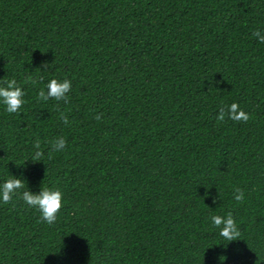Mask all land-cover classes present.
I'll list each match as a JSON object with an SVG mask.
<instances>
[{
  "label": "trees",
  "instance_id": "trees-1",
  "mask_svg": "<svg viewBox=\"0 0 264 264\" xmlns=\"http://www.w3.org/2000/svg\"><path fill=\"white\" fill-rule=\"evenodd\" d=\"M257 29L264 0H0V79L25 92L17 113L0 102V184L63 194L51 225L0 201V264H264ZM54 78L67 103L38 99ZM233 102L247 122L217 120ZM228 212L230 242L210 219Z\"/></svg>",
  "mask_w": 264,
  "mask_h": 264
},
{
  "label": "clouds",
  "instance_id": "clouds-1",
  "mask_svg": "<svg viewBox=\"0 0 264 264\" xmlns=\"http://www.w3.org/2000/svg\"><path fill=\"white\" fill-rule=\"evenodd\" d=\"M252 36L257 38L258 42L264 43V32L257 29L252 32ZM49 65L46 63L42 67L47 68ZM28 81L35 83L28 78ZM26 81V82H28ZM219 83V82H217ZM72 83L69 79L63 81L57 79H51L44 88H41L38 92V99L41 101H48L54 99L56 101L63 100L65 103L68 102L67 93L71 91ZM47 89V91H45ZM25 96L24 90L18 86L15 79L5 80L0 79V102L5 105L7 113H17L25 103L23 97ZM233 121L247 122L250 119L248 113L240 108L238 103L233 102L230 105L220 107L217 115L218 121H224L225 118ZM96 120H101L102 115L97 114L94 117ZM60 119L67 125L69 123L67 116L61 114ZM51 143V151L59 152L62 151L66 146V140L63 137H57ZM36 149L32 156V161H41L44 155L41 151L40 140L37 139L33 145ZM14 177V176H13ZM24 182L19 178H9L0 184V201L4 204H8L12 201L13 196L19 194L20 198L32 208L39 211L41 216V222L47 224H53L57 219V214L63 206V194L59 189H51L48 187L41 188L38 194L32 193L30 190H25L22 193L19 191L24 189ZM234 199L237 202H243L244 190L241 188H234L233 192ZM219 198V196H218ZM216 198L213 199V203H216ZM214 227L218 228L219 235L226 241L238 240L241 233L238 230L236 221L231 212H228L226 216L213 215L210 217Z\"/></svg>",
  "mask_w": 264,
  "mask_h": 264
}]
</instances>
